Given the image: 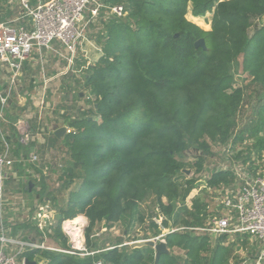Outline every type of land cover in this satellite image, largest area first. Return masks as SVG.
<instances>
[{
	"label": "trees",
	"instance_id": "trees-1",
	"mask_svg": "<svg viewBox=\"0 0 264 264\" xmlns=\"http://www.w3.org/2000/svg\"><path fill=\"white\" fill-rule=\"evenodd\" d=\"M106 3L125 5L128 16L103 23L104 31L98 38L102 56L84 75L85 86L78 81L74 88H84L89 103L93 102L90 97L95 100L93 110L82 111L81 117L70 122L73 131L61 141L70 158L64 173L65 188L70 189L75 179L83 182L59 210L63 219L55 236L49 234L52 239H61L68 250L61 224L85 217L89 221L86 246L91 252H101L88 258H81L79 252L68 255L37 249L24 253L23 258L40 264H155L153 249L132 250L125 246V240L98 249L91 239L95 228L121 224L130 234L138 223H145L140 204L150 196H155L167 212L166 229L173 227L171 224L193 227L183 219V210L174 212L170 207L180 197L177 178L185 168L177 158L191 146L208 153L206 139L222 144L230 140L246 90L234 88L232 68L241 58L243 71L251 80L247 89L255 86L264 91V26L258 25L264 15V0ZM190 3L195 17L214 10L211 31L186 19ZM200 20L195 22L201 25ZM200 39L205 40L207 50L195 48ZM257 122L264 123V99ZM12 131L14 136L15 128ZM5 138L15 156V147L22 144ZM58 141L54 136L52 145ZM197 167L202 165L197 163ZM231 176L230 172H216L208 185L215 188ZM195 184L194 178L187 181V195ZM44 194L43 190L39 193ZM153 227L160 229L154 223ZM166 241L171 251L177 247L186 252V258L172 253L158 264H204L206 258L200 254L208 251L206 237L182 231L168 235Z\"/></svg>",
	"mask_w": 264,
	"mask_h": 264
},
{
	"label": "rangeland",
	"instance_id": "rangeland-1",
	"mask_svg": "<svg viewBox=\"0 0 264 264\" xmlns=\"http://www.w3.org/2000/svg\"><path fill=\"white\" fill-rule=\"evenodd\" d=\"M41 2L44 1L41 0ZM104 2H106V0H104ZM32 3L36 4L34 0L32 1ZM8 12H11L12 16L8 17ZM21 13V10L17 6V4L13 3V0H2V2L0 3V23L8 20L10 21L18 19L20 18ZM207 16L208 18H210V15ZM261 19L262 18L260 17V19L258 20L259 27L263 26ZM202 20L205 21V19ZM204 21H201L202 26H205ZM204 28H206V26ZM255 30L256 29L254 28L253 30H251V36L255 34ZM103 31V22H97L89 30L88 37L90 38V41L100 38L99 36ZM242 63L243 59L241 58L236 64L233 65L232 68V73L234 76V88L241 87L246 90L242 105L234 119L235 127L233 129L230 140L226 144H222L219 141L206 139V142L209 146L208 153H206L202 149H198L196 146H191V148L184 156H180L177 158L178 161L184 165V170H186L187 172L191 171V174L188 175L187 172H182L183 175L181 174L178 176L177 181L180 185V197L172 204H170V207L174 212L183 210V219L189 220L193 227H208V225L213 223L214 220L219 219L222 216V205L225 197L233 191H240L244 185V170L252 175H257L258 173L264 174V123L258 124L257 122V112L259 105L264 99V91L255 86L247 89V86L251 84V80L248 78L247 74L244 73ZM37 72H35V75L32 76H36L39 82H43L41 79V71H39L38 74ZM32 81H34V78ZM81 82L83 84V80H81L80 83ZM30 83V80L27 79V81L23 82V84H20V90H22V88L24 87L28 88ZM66 84L68 85L70 83L66 82ZM42 86V83H37L36 87L30 88L29 96L31 94L36 97V95L43 92ZM59 86L60 83L58 82L55 89ZM75 87L76 84H72L71 88L73 89ZM71 88H65L64 91L60 90V92H56L58 96H55L56 100L54 104H52V108L54 106L56 111H58V114L60 113L59 109L61 108V106L63 107L66 106L65 104H67L66 102H61L64 96H68V103H71L72 106H74V110L77 109L79 104H81L83 101H86V99H83L81 101L79 96L77 95V92H79L80 90H84V88L77 87L76 89H74L72 92H75L74 94L76 95L69 91L71 90ZM64 93L65 95L63 96ZM60 95L62 96L60 97ZM94 102L95 100H93L92 104L90 105V110H93L95 104ZM53 113L55 112L53 111ZM76 113H78L76 114L77 118L82 116L79 111H77ZM54 117L55 115L52 116L51 114L48 119L52 120V118L54 119ZM59 117L61 118L60 115ZM95 119L97 120V122L101 123V120L98 117H95ZM42 120H44V115L42 117ZM255 123L258 124L256 129L251 130V126H253ZM241 138H243V140H241ZM66 152L67 151L65 149V146L62 145L58 146L55 151L47 154V157L52 159V166L50 167L48 172L49 174H51L53 173L52 171H54V173L46 178L48 179L46 184L47 186H49V189L46 193L44 191L45 194L42 200L40 199V203H43L45 200L46 203L49 201L50 207L55 212L54 215L52 214L53 219L50 221V225H48V229L51 230V234L54 236L56 233V228L60 224V220L63 219V216L59 215V210L66 207V202L69 199L70 193L72 191H77L83 182L82 179H75L70 189L65 188L67 178L64 173L65 169H67L68 165L70 164V158ZM44 156H46L45 153ZM197 163H200L202 165L200 169L197 167ZM216 172H230L233 174V177L231 176L226 183H224V181L222 183H219V185H217L215 188H210L208 182L212 179L213 175L216 174ZM191 178H194L196 180V184L191 192L187 195L186 192L188 190V187L186 184L187 181ZM17 186L18 184H16L15 182L9 184V187L17 188ZM46 196H49L48 199L51 200H47ZM37 199H39L38 195ZM56 203H58V207H55ZM140 211L142 216L144 217L145 223H138L135 229L130 234L127 233L126 227L121 224H117L116 226L112 227H102L101 225L100 227L97 226L93 232V235L96 236L94 242L99 246L98 249L100 247H105L107 249L108 247L119 243V240H125V246H129L131 243L136 241L151 239V237H153L156 232L161 231L167 233V231H164L166 228H164L163 226L165 220H168L166 214L167 212L159 206L155 196H150L146 201L141 203ZM23 213H25L24 210H18L16 208L14 211V207L10 203L4 202V207H2V210L0 209V235L1 230L5 229V232L9 234L7 238L14 239L17 242H24L31 239L29 241H33L34 243H44L46 248H66L62 243V240H59V238L55 240L51 239L48 236V239H45L44 237L46 231L44 234L40 232V237V235H38L40 226L39 221L34 219L35 222L32 223L31 221H28L26 219V216ZM33 213L34 211L30 212L29 215L33 217ZM63 223L61 224V230L64 234ZM153 223L157 224L160 229H155V227H153ZM47 224L49 223L47 222ZM88 226L89 221L87 219V223L85 226V237ZM182 226L186 227V225ZM178 227L180 226H173V228L168 229V231L172 232L171 230L179 229ZM189 232L195 234V232ZM64 236L66 237L65 234ZM66 239L68 240L69 247L70 241L67 237ZM244 244L246 245L249 243L244 241ZM11 248L12 251H16L20 248V245L14 244V246H12ZM247 249L248 258L253 259V257L258 255L259 248H257V246H249V248Z\"/></svg>",
	"mask_w": 264,
	"mask_h": 264
},
{
	"label": "built area",
	"instance_id": "built-area-1",
	"mask_svg": "<svg viewBox=\"0 0 264 264\" xmlns=\"http://www.w3.org/2000/svg\"><path fill=\"white\" fill-rule=\"evenodd\" d=\"M11 2V1H9ZM21 10L20 18L0 23V62L11 73V89L17 86L19 74L23 72L25 63L35 54L43 51L56 54L61 61L67 63L68 73L79 74L75 68L81 53H86L84 47L90 42L89 30L97 22L106 23L110 19H123L128 16L125 5H110L104 0H47L32 3V0H13ZM98 53H102L101 47H96ZM91 67L87 63L84 71ZM80 83L85 86L84 77ZM79 80V82L81 81ZM93 101V97H90ZM9 97L0 95V126L4 118V111L8 105ZM92 104V103H91ZM43 103L40 105L42 107ZM77 117V116H75ZM20 142L28 147L33 140L30 127L20 121L16 124ZM72 128H67L66 134L72 133ZM0 209L7 202L5 183L7 170L13 168V149L0 131ZM27 162L38 166L40 158L36 153H29ZM244 185L238 192L228 194L223 201L222 216L208 225V227H190L172 230L168 234L178 231H192L213 236L230 234L242 235L250 245L259 248L255 264H264V174L252 175L244 170ZM6 205V204H5ZM50 204L42 206L39 219V232L45 233V239L51 234L48 229L52 215ZM47 222L49 224H47ZM69 221L63 224V232L69 239L71 247L66 249L46 248L44 243L31 241L17 242L7 238L4 230L0 235V264H24L23 255L29 250H46L68 255H77L88 258L100 252H91L86 246L85 227L82 228L80 238L73 235ZM75 233V232H74ZM96 236H91L94 240ZM164 236L153 238L157 242ZM14 244L20 245L16 251H12ZM95 264H105L103 261Z\"/></svg>",
	"mask_w": 264,
	"mask_h": 264
},
{
	"label": "crops",
	"instance_id": "crops-1",
	"mask_svg": "<svg viewBox=\"0 0 264 264\" xmlns=\"http://www.w3.org/2000/svg\"><path fill=\"white\" fill-rule=\"evenodd\" d=\"M36 1L37 0H34L35 3H38L39 1L41 2V0H38L37 2ZM193 11V4L190 3L188 5L186 19L206 32H208V30H211L213 24L214 10L212 12H208L205 16L202 17H195L193 15ZM207 15H210V18H208ZM196 19H205L204 24L206 28H204L205 26H200L199 24H197L195 22ZM96 47L102 48V46L98 42V39L90 41L84 47L86 53L80 54L77 66L75 68L77 71L81 70L79 74H65L68 68L67 63L65 61H61L56 54H52L51 52L47 51H43L42 54H35L25 63L23 72L19 74L17 86H14L12 92L10 91L12 87V73L0 62V95L9 97L8 105L4 111V118L0 126V131L5 136L10 137L12 139V143H14L15 141L16 143L18 142L20 144V134L16 129V124L20 121H24L30 127L31 133L33 134V140L29 148L27 147L28 149L25 148L23 145L21 147H15L16 154L15 156H13V159L16 163L13 168L7 170V179L5 183L6 201L14 207V211L16 208L18 210H24L25 213L23 214L26 216V219L28 221H31L32 223H34L35 220L39 221L40 219L42 206L46 203V200L43 203H40L43 197L41 198L39 196L43 195H39V193L41 194L42 190L45 191V193L48 192L49 186H47L46 184L48 181V179L46 178L54 173V171H52L53 173L51 174H49L48 172V170L52 166V159L48 158L47 154H50L52 151H55L58 146H62L63 142L61 143V141L67 135L66 134L63 138L59 139L55 135V133L58 129L61 128H71L69 127L70 122L77 118L75 117L77 116L76 114H78L76 112L79 111V113L81 114L82 111H89L91 105V103H89V94L87 92H83L84 90H80L79 92H77L81 101L83 99H86L85 102L83 101L81 104H79V109L78 107V110L76 109L77 111L74 110L75 108L74 106H72L71 103H68V96H64L65 93L63 94L64 98L61 102H66L67 104H65L66 106H61V108L59 109V114L58 111H56V109L54 108V106L52 108V104H54L56 97L58 96L57 93L60 92V90L64 91L65 88H71L72 84H77V82L84 77L86 71H84V69L82 70V68H85L87 63H90L91 66H94L99 61L102 56V53H98ZM37 71H41V79L43 82H39L36 76H32L35 75L34 73ZM33 78L34 81H32ZM27 79H29L31 82L29 87H24L22 88V90H20V84H23V82L27 81ZM58 82L60 83V86L55 89V87H57ZM66 82H69L70 84L67 85ZM37 83H42L43 92L40 93L41 95H36V97L31 94L29 96L30 88L36 87ZM73 90L74 88H71V90L69 91L73 93ZM61 96L62 95H60V97ZM42 103L43 105L41 107L40 105ZM53 111L55 113H53ZM51 114L52 116L55 115L54 119L52 118V120L48 119ZM43 115L44 120H42ZM59 115L61 116V118L59 117ZM12 128H15L16 130L14 136H12L14 133L12 131ZM54 136H56L60 141L58 145L57 143L52 145V140ZM30 152L36 153L39 156L40 164L38 166L26 161L29 157ZM44 153L46 156H44ZM14 182L18 184L17 188L9 187V184ZM30 183L34 184V192L33 190L32 192H30ZM37 195L39 199H37ZM46 198L47 200H51L48 199L49 196H46ZM47 203H49V201ZM55 207H58V203L55 204ZM33 211L34 216L31 217L29 213ZM54 213V210L50 208V214L54 215ZM171 225L174 226L173 224ZM178 228L181 229L186 227L180 225V227ZM3 230L5 231V229ZM164 231H167V233L160 231L159 235H155L151 237V239L164 236L162 240L167 242L166 238L168 235H170L168 234L170 231H168V229H165ZM5 234L7 236L9 235L7 232H5ZM38 235H40L41 237L40 232H38ZM194 235H196L197 237H206L208 240V251H203L200 254L203 258H206L204 260V264H208V260H214V264H219L220 262L222 264H255L257 256L253 257V259L247 257V248H249V246L251 247L252 245H250L249 241L244 239L242 235L230 234L224 236H213L198 232H196ZM244 241L248 242L249 244L245 245ZM98 251L100 252V250ZM171 252L174 253L176 256L186 258V252L180 250L177 247H175L174 250Z\"/></svg>",
	"mask_w": 264,
	"mask_h": 264
},
{
	"label": "water",
	"instance_id": "water-1",
	"mask_svg": "<svg viewBox=\"0 0 264 264\" xmlns=\"http://www.w3.org/2000/svg\"><path fill=\"white\" fill-rule=\"evenodd\" d=\"M262 24L264 26V15L262 16ZM179 35H176V37H178ZM195 48L199 49V48H203L204 50H207V46H206V42L204 39H200L195 43ZM241 79V77H240ZM67 129L66 128H61L58 129L57 132L55 133V135L61 139L66 135ZM183 172H187L186 170H183ZM187 174H191V171L187 172ZM30 187V192H32L33 188H34V184L30 183L29 184ZM130 248L132 250L135 249H143V248H151L154 250L155 252V264H158L160 259L165 256V255H172L171 250H169L167 242L165 241H161V242H157L154 239H149V240H141V241H136L131 243ZM69 247H71V244H69ZM24 264H40L36 261H30L28 259L25 258L24 260Z\"/></svg>",
	"mask_w": 264,
	"mask_h": 264
},
{
	"label": "bare ground",
	"instance_id": "bare-ground-1",
	"mask_svg": "<svg viewBox=\"0 0 264 264\" xmlns=\"http://www.w3.org/2000/svg\"><path fill=\"white\" fill-rule=\"evenodd\" d=\"M87 219L85 217H79L74 220H70L67 224L68 226H71V229L75 232H73V235L76 238H80V233L82 231V228L86 226Z\"/></svg>",
	"mask_w": 264,
	"mask_h": 264
}]
</instances>
